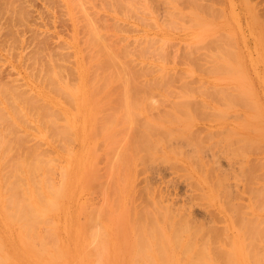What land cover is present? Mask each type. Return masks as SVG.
I'll list each match as a JSON object with an SVG mask.
<instances>
[{"label": "rangeland", "instance_id": "374dc122", "mask_svg": "<svg viewBox=\"0 0 264 264\" xmlns=\"http://www.w3.org/2000/svg\"><path fill=\"white\" fill-rule=\"evenodd\" d=\"M9 2V6L5 5L6 2H2L7 8H3L2 3L0 4V85L4 83L7 86H15L19 90H26L30 96H35L37 92H40L42 97H45V94L54 97L47 91L44 84L36 80L35 72L40 64L34 63L33 56L36 52H41L40 49H42L43 54L40 53L42 61L45 62L48 55L59 58V62L65 67L62 78L70 86H80L81 91H89L90 76L99 74L103 70L100 64L90 69L85 67L87 63L99 60L102 56L101 53L97 52L99 55L92 54L91 57H88V49L77 53L78 48L84 49L87 46L84 42L87 38V30L90 29L95 32V40L102 43L104 50L113 55L116 62L113 63L119 68H116V71L120 70L121 74H119L120 72L118 74L122 75L111 83L112 92L108 96L100 95L95 98L94 110L88 113L89 117L98 118L99 124L106 123L110 118L113 119L116 114L118 115V118L113 121L115 141L109 144L108 150L105 149L101 139L91 143L82 138L80 134L82 124L78 118H75L73 124V138L65 143L72 149L73 155H77L87 145L95 149L94 158L97 162L96 170L99 178L96 183L92 184L90 190L85 192H77L73 184L69 185L67 189L69 195L64 197L61 202H63V206L68 208L70 217L68 220L58 219L59 215L54 217L63 228L62 231L65 230V225L71 226L70 224L76 220L75 202L78 198H81V202L82 200L83 202L86 201L87 207L88 205L97 207L105 200L110 201L114 207L117 206L116 203L122 202L120 194H105L104 192H108L111 184L116 185L112 173L113 167L121 161L122 157L128 155L126 141L132 136L131 130L134 127L139 129L140 126L147 125L149 120L156 122L171 120L170 124H166L178 131L179 134L184 133L187 137L189 136L188 139L195 138V143L193 139H189L193 140L191 142L195 145L190 143L192 146L189 147V141L186 142L188 146H185L187 137L185 140L184 137L177 136V140L173 139L168 144H172L170 148L172 151L174 150V154L169 155L170 159L168 158V160L170 161H161L160 157L163 155L157 149L154 156L159 159L154 157L153 161H158L153 162L149 158L151 160H149L150 162L146 161L145 168L141 162L142 159L138 163L132 162V165L136 166L131 167V177L132 174L136 173L130 182L128 180L125 182L124 190L130 195L127 204H132L137 208L140 203V206L143 205V200L145 201L144 206H146L150 202V193L147 194V191L151 192L152 190L161 192L164 195L163 203L170 204L171 207L174 205V208L191 201L189 203L192 204L190 207L191 221H195V223L201 221L206 225L212 222L209 225H213V228L216 226L217 230L220 228L219 232L221 228L224 229L227 226L222 216H225L230 223V218L232 221L234 220L231 217L233 210L228 209L234 202L236 204L234 212L237 208V212L238 210H241L242 213L245 211L247 217H250L249 204L253 202L250 188L253 186L255 187L253 189L258 187L264 189V168H261L264 167V164L261 165L264 163V0H121V6H116L113 1L110 3V6L115 9L114 11L109 5H106L108 3H105L104 0H80L82 6L73 4L74 0H9ZM86 23L89 26L87 30H85ZM136 40L141 41L137 42ZM112 41L117 43L114 42L113 44ZM125 42V51L130 50L131 55H124L123 45ZM140 42H143L141 44L154 43L150 45L152 47H149V51H144L146 54L142 53L143 58L139 56V52L133 51L140 48ZM209 47H211V51ZM154 49L155 51L156 49L162 51V57H160L161 54L158 55V52H156L157 54L149 53ZM192 49L194 50L192 51ZM216 49H219V52L218 50L216 52ZM183 50L188 54H184ZM132 51L136 52L139 57ZM194 51L199 54L194 53ZM209 51L210 53L213 51V55L209 54ZM178 53L181 54L178 55ZM75 54L84 63L82 71L84 81L81 82V85L80 81L75 79L77 71L72 64ZM183 55L187 59L184 57L180 60L179 58ZM156 56L158 57L156 58ZM200 64L203 65L200 66ZM123 73L126 75L123 76ZM130 75H133V78L129 77ZM136 83L142 87H139L142 92H137ZM244 86L246 88L248 86L249 89L243 91ZM118 94L120 98L123 96L124 99L117 101ZM136 95H140V98ZM0 98V111L5 110L7 114L11 115L6 100ZM142 99L145 103H141ZM200 102H204V106ZM178 103L185 105L188 103V106L186 105L184 109L180 110L175 105ZM63 104L67 105L66 103ZM111 104H116V107H112ZM195 105L196 109H193ZM20 107L24 113V121L30 123L31 114L25 110L22 104ZM57 107L61 109L60 104ZM119 118H129L130 120L119 121ZM5 123L7 122L0 121L1 133H5L7 129ZM150 123L153 125V122ZM9 130L11 137L22 136L25 137L26 142L24 145L14 144L6 150V153L0 155L1 187H3L4 179L8 175L10 164L16 158H25L26 148L32 146L39 147L53 164L58 162V165L63 166L67 174L72 177L71 170L74 167L68 163V154L63 149L59 151L58 146L61 147V144L55 138L44 137V134L39 133L35 125L19 123ZM133 130L135 131V128ZM152 131L153 129L151 133ZM156 132L153 131V133ZM165 142L160 144L159 148H162ZM164 147V151L168 152V146L165 145ZM196 149L199 151L196 153L199 156L191 157ZM185 155H187L186 158L183 157ZM193 157H198L204 166L201 162H196L195 158V160L192 159ZM248 161L253 164L250 165L251 167L256 165V168L253 167L256 174L252 181L256 180L257 182L255 181L256 183L253 184L251 182L245 183L247 175L240 172L243 171L244 165H249ZM192 162H196V164ZM243 162L247 163L243 164ZM198 163L201 164V167L196 170L195 167ZM257 163L260 164V167ZM121 167L124 168L122 164ZM222 172H226L228 176L223 173L226 176L225 182L223 180L225 177L222 174V182L224 181L223 183H226L227 186L223 187L225 184H222V189L225 193L229 189L230 191L227 190L229 191L228 196L231 195V199L225 195V200L229 198L231 202L233 201L232 204L230 203L231 206L225 203V206H230H226L227 208L223 205L224 193L221 194L223 195L222 198L218 195L217 198L215 197L221 191L215 193L219 187L213 183L216 176ZM240 173L245 175H242L244 178H241ZM222 175H219L220 179ZM55 176L58 177V171ZM249 179L251 180L248 178V181ZM206 180L208 182L211 180L214 188L217 187L215 189L217 191L214 190V192L211 188L213 186L210 185L211 183H207V185ZM216 184L218 183L216 182ZM245 184L246 187H244ZM149 186L152 190L148 188ZM247 187H249L248 193ZM209 188L213 191L214 196L211 191L207 192L210 190ZM260 188H258L259 191H262ZM245 190L246 192H244ZM191 191L192 193H190ZM210 193L213 198L211 195L207 196ZM202 194H207L208 198L211 197L212 202L209 203L211 200L206 199V196H204L206 200L203 199ZM139 196L144 198L140 199ZM261 197L264 198V194ZM188 198H195V200L189 201ZM187 200L189 202H186ZM261 211H259L261 213L259 215L264 219V211ZM233 214L234 217L237 216V213ZM81 220L84 222V219ZM235 220L238 219L235 218ZM230 223L225 227V230L228 228L226 233L222 234L224 232L222 229L220 238L219 236L216 237L221 239L222 235L226 234L225 238L221 239L222 242L225 240L223 243L216 239L217 246L221 247V251L234 252L237 261L233 263L247 264L248 260L245 259L248 255L247 257H245L246 254L242 256V253L245 252L243 249L247 248L249 256L252 253L251 258L255 257L254 259L249 258V264L250 261L253 264L252 260H255L258 255L261 257L259 264H264L262 261L264 260L262 259V256L264 257V232L261 237L263 239L258 236L262 240L259 242V246L253 244L258 248L252 249L251 244L248 247V243L254 238L253 235L250 236L252 239L245 238L248 243L240 242L242 240L240 237L244 235L239 234L240 240H237L238 237H233L237 226H235L236 222L229 226ZM239 224L241 223L239 222ZM258 225L260 227L261 224ZM262 225L261 228H264ZM69 226L67 228L71 230L72 227L69 228ZM8 233V228L3 227L0 222L1 237L3 235L5 239L8 238ZM15 233L16 231L13 232V238ZM205 236L207 239L209 238L207 234L203 235L201 240L197 237L194 238L192 240L195 241L194 246L189 240L192 246H190L189 251L191 250L193 253V247L194 249L201 248L196 247V245L200 246L199 242L201 241L203 243L201 246L206 243L208 245H206V249L209 251L206 253L211 252L210 257L216 258V253H213L215 248L212 249L214 247L212 246L211 250L213 251L210 250L211 240L207 241ZM196 240L199 244H196ZM185 242L186 239L185 241L183 239L182 244ZM254 242L253 239L250 243ZM10 243L14 249V244ZM231 244H233L232 247L228 249ZM239 248L243 249L240 250ZM177 249V251L175 250L176 254L182 251L180 247ZM180 254L183 255V252ZM188 255L190 256V252ZM181 256H179L180 259L185 254ZM219 261V259H214L215 264H221Z\"/></svg>", "mask_w": 264, "mask_h": 264}, {"label": "bare ground", "instance_id": "6f19581e", "mask_svg": "<svg viewBox=\"0 0 264 264\" xmlns=\"http://www.w3.org/2000/svg\"><path fill=\"white\" fill-rule=\"evenodd\" d=\"M104 1L105 3L106 2L108 3L106 5H109L110 8H112V6H110V3L112 1L116 6H121V0H104ZM2 2L4 3L6 2L5 3V5L7 4L6 6H9L8 3L10 4L9 0L8 2L7 0H2ZM2 2L0 0V4ZM4 3H2V7L4 6L3 8H7L5 5H3ZM73 4H75L76 6H82L80 0H74ZM112 10L114 11L115 9L112 8ZM85 26H86L85 30L89 29L87 23ZM86 34H87V38L84 43L87 46L86 47L84 46L85 47L84 49H82L81 47L78 48L77 53L84 52L85 50L87 51V49L89 51L88 57H91L92 54H98L97 52L101 53L102 56L99 60H96L94 62H89L85 65V67L90 69V68H94L98 64H100L103 67V70L99 74H93L90 76L89 91L86 92L81 91L80 86L77 87L70 86L68 82L62 78L63 72L65 71V67L59 62V58L48 55L46 61L45 62L42 61L41 60L42 58L40 57V53L43 52L42 49H40L41 52L38 50L39 52H36V54L33 56L34 63L40 64V66L37 68L35 72V75L37 77L36 80H39L42 84H44L47 87V91L50 92L54 97L48 94H45L44 95L45 97H42V94L40 92H37L35 96H30L28 95L29 93H27L26 90H19L15 86L13 87L7 86L4 83L0 85V97L6 100V103L9 107V112L11 114V115L7 114L5 110L0 111V121L2 120L8 123V124L5 123L7 126V129L5 131L6 134L4 132L2 133L0 132V155L6 153V150L12 147L14 144L24 145L26 142L25 137L22 136L11 137L9 129H11L13 126H17L19 123L24 125L27 124L35 125L38 128V132L44 134V137L48 139L55 138L58 142H60L61 147L58 146L59 151L60 150L62 151L63 149L68 154L69 157L68 163L74 167V169L71 170V172L73 173L72 177H70L65 171V168L63 166L58 165V162H55V164H53V162L48 158V156L37 146L26 148V157L16 158L10 164L8 175L4 179V185L3 187L0 186V222L3 227L8 228L9 230V233L7 234L8 238L6 239L3 235L1 237L0 234V264H215L214 259H219L220 260L219 263L221 264L223 263L236 264L233 263L237 261L235 260L234 252H225L226 250L221 251V247H218L219 245L217 246V243L222 242L221 239L225 238L226 234L222 235L221 239L216 238L218 236L220 238L223 228H221V231L219 232L220 228H218L217 230L216 226H214L213 228V225L212 226L209 225L212 222L207 224L208 225L207 227L206 223L204 224L201 221H196V223L195 221H191L192 214L190 207L192 204L189 203L191 202L190 201L191 199L195 200V198L194 199L188 198L190 202L188 200L186 202L189 203H184L183 205L177 207L175 206L174 208V205L172 204L171 205L173 207H171L170 204L169 205L164 204L163 203L164 195L161 192L160 193L156 191L154 192L152 188H150L149 186L148 188L151 189L152 191L151 192L147 191L148 192L147 194L150 193L149 195L150 202L146 204V206H144L145 201L143 200H142L143 207L140 206L141 203L137 208L132 204H127V201L130 199L129 198L130 195L126 190H124L125 182L127 180L130 182L131 178H133L134 174L136 173L135 171H133L135 173L132 174L133 176L131 177V171H132L131 167L134 166L132 165V162L138 163L140 159H142L141 162L144 167L146 161L148 162L151 159H152L151 161H153L154 157L156 159H159L157 156H154L155 151L157 149H159L157 151L162 153L163 155V157L161 156L162 158L160 157V160L163 162L164 161L167 162L169 155L171 153L174 154L173 153L174 150L172 151V149L170 148L172 144L168 145L170 144L169 141L173 139L177 140V136H182L186 140L185 137H187V135H184V133L179 134L178 131H175L166 124V123L170 124L171 120L169 119H166L165 122H162L160 120L157 122L155 120L152 121L149 120L150 122H153V125L149 121H147V125H142L139 127V129H136V127H134L135 131L137 132L133 130L134 128L131 130L132 132L130 131L132 136L129 138V140L126 141L127 144L126 150L128 151V155L127 157H122L121 159L122 162L120 161L121 163L120 162L116 163L113 167L112 173H113V178H115L116 180V185L114 186L111 184L110 185L111 188L109 187L108 192L104 190L105 194L106 193L120 194L122 197V202L116 203L117 206L114 207L112 206L110 201L105 200L97 207H95V205L91 207L90 205H88L87 207L85 205L86 201L83 202L82 200L81 202L80 201L81 198H78V200H76L75 202L76 220L70 224L71 226L68 225L69 228L72 227L71 230H69L67 228L68 226L65 225L64 227L65 230L62 231L63 228L54 219V217L57 215H59L58 219L63 218L68 220L70 217V212L68 211V208L63 206V202H61V200L64 197L69 195V191L67 190L69 185L73 184L77 192H85V191H89L92 184L96 183L99 178L96 170L97 162L96 159L94 158V153H95L94 148H91L87 145L84 146L83 150L80 151L77 155L75 154L73 155L72 149L69 146L65 145V143L69 142L73 138L74 134L72 131L74 130L73 124L75 118L81 120L82 127L80 134L83 139L88 140L91 143H95L98 139H101L106 150H108L109 144L115 141L113 121H115L118 118V115L116 114L113 119L110 118V120H108L106 123L99 124L98 123L99 119L89 117L88 113L94 110L95 98L100 95L108 96L112 92L110 86L111 83L114 80H117L118 78L122 77V75H119L121 74L120 70L119 71L117 70L118 72L116 71L117 65L114 64L116 62L114 61L115 59L113 55L110 52L104 50V46L102 45V43L95 40L94 38L95 32L90 29L87 30ZM136 41L139 42L141 40H136ZM126 42L125 45H123L124 51L126 49ZM141 43L143 42H140L139 44L140 48L137 49L138 51L136 49H134L133 51L139 52L140 53L139 56L143 58L142 53L146 54L144 51H149L148 49L150 45H153L154 43L153 44H149V43L141 44ZM209 48L211 51V47ZM193 50L194 49H192V51ZM217 50L219 52V49H216V52ZM197 51H194V53L195 52L197 53ZM210 51L208 53L213 55L212 53L213 51L211 53ZM136 52L133 53L137 55ZM156 52H158V55H160L162 51H159L157 49L155 51L154 49L151 50L149 53L155 54ZM184 52L185 51L183 50V53ZM124 53H123L124 55L132 54L130 50L129 51L126 50ZM175 54L177 55V53ZM180 54L181 53H178V55ZM184 54H186V52ZM215 54L217 55V53ZM157 57L158 56H156V58ZM160 57H162V54ZM184 57L187 59V57L184 55L181 56L179 59L180 60L181 58L184 59ZM72 64L73 67L76 68L75 71H77V75L75 79L80 81V85H81V82L84 81V78L82 77L84 63L82 62L81 59H79L78 55L75 54L74 62ZM202 65L200 64V66ZM123 74H124L123 76L126 75V73ZM129 77L133 78V75L132 76L130 75ZM135 85L137 92L138 93H140V91L142 92V90H140L142 87L137 83ZM148 88L149 87L147 85V89ZM247 88L244 86L242 90L244 89L243 91H247L249 89ZM136 96L140 98L139 97L140 95H136ZM117 98H118L116 99L117 101H121L122 99H124L123 96L122 98H120L119 94ZM141 101H142L141 103H145L143 99ZM134 102L137 101L134 100ZM63 103L67 104L66 105L67 108ZM200 103L204 106V102H200ZM20 104H22L25 110H27L28 113L31 114L32 117L30 119V123L24 121V117H23L24 113L20 107ZM58 104L61 105V109L57 107ZM175 105L177 109L180 108L181 110L182 108L184 109L186 105L188 106V103L186 105L184 103L182 104L178 103V105L177 104ZM112 107H116V104L113 105ZM193 109H196V105L195 108ZM166 116H168V114H166ZM118 120L129 121L130 119L119 118ZM152 129L153 131L155 132L157 131V132L153 133L152 131L151 133ZM188 137L187 140L185 141V144L186 142L188 143L190 141L188 143L189 147L195 145L192 144L193 142H191L195 138H189V139H193V140H189ZM164 141L166 142L168 141L167 143L165 142L164 144V146L165 145L168 146L167 147L168 152L166 150L164 151L165 148L164 146H163L164 148L163 147L159 148L160 144H162ZM188 145L186 144L185 146ZM129 152L131 153L129 154ZM193 152L194 155H191V157L199 156L196 154L197 152L199 153L197 149L194 150ZM186 156L187 155L183 157L186 158ZM135 158L137 159L135 160ZM192 159H194L196 162L199 163L201 162V160L200 161L198 160V157L197 158L193 157ZM187 160L189 161V158ZM154 161H158V160H154ZM196 162L194 163L192 162V163L196 164ZM201 163L204 166L203 162ZM246 163L247 162L245 163L243 162V164ZM121 164L124 168L121 167ZM263 164L264 163H262L261 165ZM197 165L195 167L196 170L200 169L201 167L200 166L201 164H199V167ZM246 165H244L246 168L244 167L243 171L242 170L240 171L243 172L245 175H247V180L244 182L245 183L251 182V184L256 183L257 182L256 180H255L256 182L254 180L252 181L253 178L255 179L254 175L256 174V171L254 172V168H256L255 167L256 165L253 166L254 168L250 166L253 165L250 162L248 166ZM259 165L260 164H258V166ZM188 166L190 167V165ZM190 168L192 169V167ZM57 171H58V177L55 176ZM223 173L226 175V172H222L218 174V176H216L214 180L215 182L213 181L214 176L212 177L213 178L212 181L213 183H215V186L219 187V188L216 187L217 190L219 189L218 191L215 190L216 188H214L215 186L212 185L211 180L210 182L206 180V184L211 183L210 185L213 186L211 187L213 188V191L214 190L217 191V192L214 191L215 193H219L221 191L219 194H216L215 196L216 198L217 195L221 197L223 196L221 194L224 193L223 198L221 197L223 199V205L225 206L226 203L231 206L233 201L232 202L230 201L231 195L228 196V192L230 190L227 189L229 191L226 190L227 193H225L224 189H222L223 187H227L226 183H223L227 175L225 176ZM257 173L259 174V172ZM222 174L224 175L225 178H223ZM219 175L220 176L222 175L221 179ZM240 175L241 178L245 176L242 173H240ZM222 178L224 180L223 182H222ZM248 178H251V180L249 179L248 181ZM216 182L218 184H216ZM222 184L225 185H223L222 187L221 186ZM244 187H246V184L244 185ZM249 187H247V190ZM251 187L252 188H250L251 189L250 193L251 196H253L251 197V199L253 198V202L251 201L252 204H249V210L251 211L250 217L249 216L247 217V215L244 213L245 211H243L242 213L241 210H238L237 212V208H236V212H234L236 207L235 202H234L235 205L232 204L231 206L232 208L229 205L226 206L230 207L228 208L230 211L233 210L231 211L232 212L231 217H233L234 220L235 218L238 219L237 221L233 220L234 223L236 222L235 226H237L235 229L236 232L233 231L235 232L233 237L236 238L238 237L237 238L238 240L239 234L244 236L246 235V237L243 236L244 238L240 237L242 239L240 242L243 241L242 243H248V240L246 242L245 238L252 239V237L250 236L253 235L254 237L253 239L255 242L250 243L253 241L252 239V241L248 243V247L251 244L250 246L253 249L254 247L258 248L256 246H259L258 245L259 242H261L262 241L261 239L264 238V237L261 238L264 232V228H261L262 223L264 225V219L261 218L260 216L261 213L259 212L262 209H264V198L261 197L264 194V189L258 187L262 189V191L261 190L259 191L258 188H256L258 189L256 190L253 189L255 187L253 186ZM211 188H209L210 190H207V192L208 191L210 192ZM213 191H211L212 194ZM244 192H246V190ZM248 192L249 190L247 191V193ZM190 193H192V191ZM203 194H202L203 199H205L204 196H206L207 194L205 195ZM212 194L210 193L207 196L211 195L212 197ZM225 195L228 196L230 199L226 197L227 199L225 200ZM207 196L206 199L208 198ZM211 197H209L208 200ZM142 198L144 197L141 196L140 199ZM228 199L230 202L228 201ZM226 201H228L229 203ZM211 202L212 200L209 201V203ZM219 209L221 210V208ZM224 210H223V214H224ZM263 211L264 210H262L261 212ZM233 213L235 214L237 213L236 214L237 216L234 217L235 215ZM222 217H224L223 219L226 225L228 226V223L230 222L227 220V218H225V216ZM81 219H84V222H82ZM195 219L196 218H194V220ZM230 220L232 223L233 222L232 218H230ZM239 222L241 224H239ZM231 223L229 224V226L231 225ZM258 224H261L260 227ZM239 226L241 227L238 228ZM225 227L223 229L224 232H222V234L226 233V231L228 230V228L225 230ZM237 228L240 230H238ZM15 231L16 233L14 236L15 238L14 240L13 232ZM62 233L63 236H61ZM205 234L209 235V238L207 239V237L205 236L206 237L205 239H207V241H209L210 239L211 240L210 243L213 244V245L210 244L209 246L210 250L212 246H214L212 247V249L215 248L213 249L215 251L213 253H216V258H213L212 256L210 257L211 252L206 253L209 251V250L207 251L206 249L207 243L206 244L204 243L205 245L201 246L203 244L201 243V241L199 242L200 243L199 244L198 241L196 240V244L198 243L200 245V246L196 245V247H201V248L194 249L193 247V250L196 253L194 251L192 253L191 250L189 251V249L192 247L191 241L194 240V238L196 237L201 240V237H203V235ZM230 234L231 233H229V235ZM258 236H260L261 239ZM183 239L184 241L186 239L185 244H182ZM216 239L219 240L217 243H216ZM256 241L258 242L256 243ZM10 242L14 244V249ZM194 242L192 241L193 246L195 245ZM230 243L234 244V242L231 241ZM233 244H231L228 247V249H230V247H232ZM253 244L256 246H254ZM215 245L219 250L216 249ZM179 247L181 248L182 250L181 252H183V255L185 254V256L180 254L181 252L178 253L179 255L176 254V251L178 250L177 248ZM246 249L247 248L243 249V251H245L246 253L244 252L242 253L243 255L242 254L241 255L245 256L244 254H246L245 257H247L248 255L247 259L245 260H248L247 264H249V260H250L249 258H251L252 253L250 252L251 254L249 256V252H248L249 250ZM10 251L13 252L10 253ZM189 252H190V256L188 255ZM191 253L193 254V256ZM175 254L176 256L178 255V257L182 255L183 256V257L181 256L182 259H180L179 257L180 259L179 261L178 257H176ZM260 258L261 257L258 255V257H256L255 259L257 262L255 260H252V263L259 264L261 262ZM262 259H264L263 256Z\"/></svg>", "mask_w": 264, "mask_h": 264}]
</instances>
